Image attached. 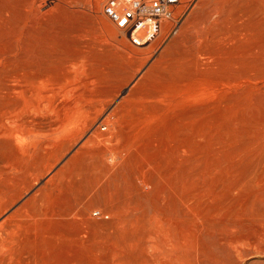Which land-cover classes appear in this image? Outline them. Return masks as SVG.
Returning a JSON list of instances; mask_svg holds the SVG:
<instances>
[{
  "label": "rangeland",
  "instance_id": "rangeland-1",
  "mask_svg": "<svg viewBox=\"0 0 264 264\" xmlns=\"http://www.w3.org/2000/svg\"><path fill=\"white\" fill-rule=\"evenodd\" d=\"M182 1L173 19L163 21L158 41L139 51L137 59L110 48L112 53H105L112 57L104 53L103 65L97 66L120 71L114 82L117 97L106 110L124 96H141V90L156 92L166 102L154 104L161 115L146 120L149 131L134 137L129 117L106 121L100 114L88 128L53 134L48 119L30 121L9 112L8 98L0 93V264H234L225 240L256 234L260 222L263 227L264 0H249L252 14L238 24L249 31L243 45L263 51L260 72L251 73L245 91L234 89L227 98L198 94L211 72L206 52L212 32L221 31L225 7L216 3L231 0ZM4 8L0 0V90L5 84ZM96 29L91 33L97 35ZM179 84L195 96H175ZM195 107L205 113L190 120ZM35 203L78 210L50 226L26 216ZM14 220L21 222L8 232ZM46 227L63 235L71 231V239L51 249L41 238L34 243L28 238ZM263 241L252 245L256 249L243 248L240 264H264Z\"/></svg>",
  "mask_w": 264,
  "mask_h": 264
},
{
  "label": "bare ground",
  "instance_id": "bare-ground-1",
  "mask_svg": "<svg viewBox=\"0 0 264 264\" xmlns=\"http://www.w3.org/2000/svg\"><path fill=\"white\" fill-rule=\"evenodd\" d=\"M231 1L216 3L219 7L224 6L225 9L223 10L221 31L215 30L212 32V36L210 35L212 46L210 45L211 51L206 52V58L212 62V67H210V75L208 74L207 79L205 78L206 84L202 87L203 90L200 89V93L198 92L199 97L207 95L212 98L216 94L225 95L226 98L231 97L234 89H238L239 92L246 90H243L242 87L246 88V85L252 80L251 73L258 74L260 72L257 69L262 65L263 51L255 50L248 45L249 43L243 45V38L249 34V31L238 25L242 18H247L252 14L251 10L254 7L248 6L249 0H238L236 5ZM102 2L103 0H5V84L0 93L8 98L4 102V107L6 105L9 112H19L25 120L29 119L30 121L34 118L48 119L50 122L47 127L53 134L62 132L70 135L78 126L80 129L88 128L91 121L100 114L105 117L106 121L110 119L119 121L124 116L129 117L130 126L127 127L134 133V137L150 130L146 120L161 115L160 108H158L160 106H156V108L154 104L164 105L166 102L159 99L157 93L150 90V87L148 90L152 92L141 90L140 93L138 92L141 96L138 95L140 98L137 99L135 98L138 96L134 97L133 94V98L124 96L113 108L106 110L110 102L117 97L119 86L114 87V82L119 78L117 77L119 70L116 67L111 69L106 65L99 70L97 66L103 65L101 58L104 57L106 50L111 53L112 51H114L113 53L117 52L118 55L119 53L121 55L131 53L134 55L133 58H136L139 51L153 44L164 29L163 21L166 23V21L172 20L175 15L174 10L184 1L178 0L175 4H169L166 7L169 16H155V22L158 23V29L155 32L146 22L141 27H138L136 23L139 21L137 18L139 14H141V20H147L145 16L150 13L147 0H145L144 6L139 9L138 14L137 9L125 0H106L104 4ZM233 6H235L233 8L235 13L230 19L229 12ZM107 7L111 9L117 17L116 19L106 12L105 8ZM126 12H131L132 18H127ZM217 13L215 12L219 16ZM92 25L98 30L92 29ZM94 29L98 32L97 35L91 33V30L93 32ZM236 45L239 49L236 48ZM108 54L105 57L110 56ZM126 57L128 59L129 56ZM147 71L149 73L150 70ZM105 77L108 78V82L104 83L101 80ZM125 78L129 79L131 75ZM199 80L201 79L199 78ZM173 92L178 97L192 98L195 96L192 94L193 91L191 92L184 84H179ZM186 103L188 104V102ZM120 108H124L125 111H121ZM195 108L187 116L190 120L197 119L205 113L204 110ZM21 127H23V123H21ZM57 208L54 204L49 206V203H35L31 210H25V212L32 221H43L51 226V223L69 220L78 210L69 204L63 205L60 211ZM78 213L81 216V210ZM261 219L263 220V218ZM20 222V220H14L8 232L14 231ZM260 224L258 227H256L257 224L255 225L256 234L246 232L225 240V246L227 244L231 250L234 264L235 262L236 264L242 263L243 248L258 245L259 241L264 240V225L259 227ZM58 231L46 227L44 230L30 232L28 238L33 243L37 238H41L47 246H53L52 249L60 244H66L71 239V231L66 235ZM252 247L256 249V246ZM64 253L68 255V252Z\"/></svg>",
  "mask_w": 264,
  "mask_h": 264
},
{
  "label": "built area",
  "instance_id": "built-area-1",
  "mask_svg": "<svg viewBox=\"0 0 264 264\" xmlns=\"http://www.w3.org/2000/svg\"><path fill=\"white\" fill-rule=\"evenodd\" d=\"M127 2H130L135 9H137V14L139 12V9L144 6L145 0H125ZM178 0H147L150 13L147 14L145 17H147V20L143 21L141 20V17L139 14L137 16L138 20L137 26L141 27L143 26V23L146 22L150 25L153 32H155L158 29V23L155 22V16H169V11L166 9V7L169 4H175ZM106 12L109 13L114 19L117 17L112 13L111 9L109 7L105 8ZM127 18H132L131 12H126ZM150 30V29H149ZM148 31V30H147Z\"/></svg>",
  "mask_w": 264,
  "mask_h": 264
}]
</instances>
